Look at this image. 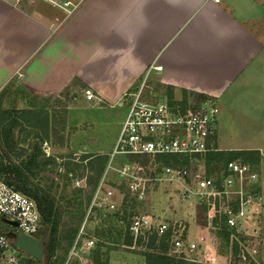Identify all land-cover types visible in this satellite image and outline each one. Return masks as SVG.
I'll return each mask as SVG.
<instances>
[{
	"label": "crops",
	"instance_id": "crops-1",
	"mask_svg": "<svg viewBox=\"0 0 264 264\" xmlns=\"http://www.w3.org/2000/svg\"><path fill=\"white\" fill-rule=\"evenodd\" d=\"M151 64L161 69L147 74ZM146 74L168 98L214 99L218 147L258 149L264 159V0H79L71 12L49 0H0V89L18 79L67 94V148L110 155L127 111L119 97Z\"/></svg>",
	"mask_w": 264,
	"mask_h": 264
},
{
	"label": "rangeland",
	"instance_id": "rangeland-1",
	"mask_svg": "<svg viewBox=\"0 0 264 264\" xmlns=\"http://www.w3.org/2000/svg\"><path fill=\"white\" fill-rule=\"evenodd\" d=\"M66 95L39 93L18 79L10 80L0 89V178L25 194L34 193L32 198L38 208L41 206L40 235L44 244L41 259L10 247L6 244L8 240L11 242L6 232L8 226L1 221L0 264H110L109 258L120 260L126 255L131 259L141 256L144 263H139L149 264L145 253L158 251L157 247L149 246L150 232L138 235L136 241L133 238L131 244L125 242L131 235L128 223L132 215L140 212L174 225L181 238L197 237L192 238L198 245L189 255L203 264H231L243 252L246 259L238 260V264H264V159L258 149L238 150V153L234 149H222L209 162L210 168H214L234 155L256 163L262 172L263 204L257 208L259 212L242 228L229 229L219 217L216 201L198 194L183 195L182 183L158 173V167L149 165L148 158L128 154L92 157L67 148L66 133L62 130L65 106L69 102ZM197 99L202 97L193 95L191 102ZM234 137L253 138L242 134ZM203 160H195L194 168H201ZM163 161L171 162V159ZM101 179L104 187L113 189L117 206L113 210L95 208L86 229L96 236V243L86 244V237L74 248L86 207ZM135 183L136 187L132 188ZM192 224L204 228L206 236H198L190 228ZM236 245L238 254L234 252ZM166 253L180 259L170 239Z\"/></svg>",
	"mask_w": 264,
	"mask_h": 264
},
{
	"label": "built area",
	"instance_id": "built-area-1",
	"mask_svg": "<svg viewBox=\"0 0 264 264\" xmlns=\"http://www.w3.org/2000/svg\"><path fill=\"white\" fill-rule=\"evenodd\" d=\"M49 1L63 7L66 12H71L79 2ZM67 4L71 7H64ZM152 68L160 70L161 65H149L147 74ZM147 74L136 87L125 90L119 97L118 102L124 104L127 111L110 155L148 158V164L158 167V173L182 183L183 195L198 194L201 198L216 201L219 217L227 228H242L263 204L260 168L242 157L226 158L214 168H210L209 162L215 159H208L206 167L205 159L210 152L221 150L217 145L218 103L208 97L186 103L182 98H168L150 83ZM84 91L89 99L96 96L91 87H86ZM165 158L171 159V162H164ZM200 159H204L201 168H194L195 160ZM102 179L92 192L74 248L80 239L86 237V244L96 243V236L86 229L95 208L101 206L113 210L117 206L112 197L113 189L104 187ZM131 187H136V183ZM5 218L17 221L14 225L16 232L41 236V215L35 200L0 178V222ZM127 227L134 241L138 235L147 232L158 235L169 232L170 245L181 258L199 260L189 255L198 245L195 240L181 238L174 225L162 219L156 220L150 213L132 215ZM6 244L12 247L9 240ZM253 250L256 251L255 248ZM246 252L253 254L247 248ZM245 259V252L238 255L239 261Z\"/></svg>",
	"mask_w": 264,
	"mask_h": 264
},
{
	"label": "trees",
	"instance_id": "trees-1",
	"mask_svg": "<svg viewBox=\"0 0 264 264\" xmlns=\"http://www.w3.org/2000/svg\"><path fill=\"white\" fill-rule=\"evenodd\" d=\"M219 151H221V150H219ZM219 151L210 152V154L207 156V158L209 160L215 159L214 157L216 156L217 153H219ZM234 153H238V150H234ZM234 157H238V156L230 155V157H227V158H234ZM26 194H28V193H26ZM28 195L32 197V196H34V193L29 192ZM51 207H52V202L49 204V208H51ZM38 209L40 211L41 206H39ZM149 237H151L149 246L158 248V251H149V252L145 253V259L149 264H203L197 260H188V259H184L181 257H180V259H175L173 256L168 255L166 253V244H167V239L169 241V238H170L169 232H165L161 235H158L155 232H153L150 234ZM132 239H133V236L130 235L129 237L126 238L125 242L127 244H131ZM156 240H158V242L155 244ZM234 252L235 253L238 252L237 245L234 248ZM236 257L237 258H235V260L231 264H238V256H236Z\"/></svg>",
	"mask_w": 264,
	"mask_h": 264
},
{
	"label": "water",
	"instance_id": "water-1",
	"mask_svg": "<svg viewBox=\"0 0 264 264\" xmlns=\"http://www.w3.org/2000/svg\"><path fill=\"white\" fill-rule=\"evenodd\" d=\"M5 221L12 225H17L16 220L5 218ZM11 239V245L15 249L23 251L25 254L36 259H41L44 253V244L41 236H34L25 232L10 231L7 233Z\"/></svg>",
	"mask_w": 264,
	"mask_h": 264
},
{
	"label": "flooded vegetation",
	"instance_id": "flooded-vegetation-1",
	"mask_svg": "<svg viewBox=\"0 0 264 264\" xmlns=\"http://www.w3.org/2000/svg\"><path fill=\"white\" fill-rule=\"evenodd\" d=\"M4 224H6L8 227L6 229V232L9 233L10 231H16V228L14 225L8 223L7 221L3 220Z\"/></svg>",
	"mask_w": 264,
	"mask_h": 264
}]
</instances>
